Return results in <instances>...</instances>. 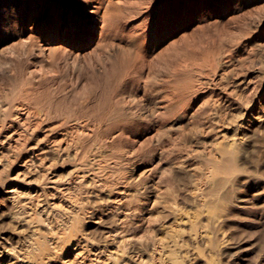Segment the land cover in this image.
<instances>
[{
  "label": "rangeland",
  "instance_id": "rangeland-1",
  "mask_svg": "<svg viewBox=\"0 0 264 264\" xmlns=\"http://www.w3.org/2000/svg\"><path fill=\"white\" fill-rule=\"evenodd\" d=\"M170 258L264 264V0H0V264Z\"/></svg>",
  "mask_w": 264,
  "mask_h": 264
},
{
  "label": "bare ground",
  "instance_id": "bare-ground-1",
  "mask_svg": "<svg viewBox=\"0 0 264 264\" xmlns=\"http://www.w3.org/2000/svg\"><path fill=\"white\" fill-rule=\"evenodd\" d=\"M97 9H98V7H92V9L91 10H89V11H87V10H82L81 12L82 13H84V14H87V15H94V14H96L97 13ZM36 46H37V44H36ZM39 49H40V47H39ZM57 50V49H56ZM55 50V51H56ZM58 52H59V50H58ZM48 53V52H47ZM51 53V52H50ZM51 54H53V53H51ZM56 140L57 139H55V137H53V143L55 144V142H56ZM231 141V140H230ZM233 141H234V139H233ZM232 141V142H233ZM235 142V141H234ZM52 143V146L54 145ZM56 145H58L57 146V148H55V149H58V151H60V150H62L63 152H65V151H67V148H65V147H63L62 148V142L61 141H59V140H57V142H56ZM229 145V144H228ZM231 145V144H230ZM229 145V146H230ZM233 146V145H232ZM49 149H44V148H40V149H38L37 151H38V153H37V155L35 156L36 158L38 157V162H39V166H41V167H43L44 165H45V160H46V157H45V153L48 151ZM60 154H61V152H60ZM34 157V158H35ZM37 166V165H36ZM224 168H225V171H227V175L229 174V173H231V172H233L234 170H235V166H234V164H232V163H229V164H224V165H222ZM236 171V170H235ZM81 173H82V171H81ZM80 173V174H81ZM232 174V173H231ZM43 175H45V174H43ZM84 175V174H83ZM230 176V175H229ZM82 179V178H81ZM47 181L51 184H53V185H56L55 184V180H50V179H48L47 178ZM46 180H45V182H47ZM54 187L55 186H52L51 188L52 189H54ZM58 187V186H57ZM42 192H44V191H42ZM58 192V191H57ZM11 193V192H10ZM44 194V193H43ZM22 203V202H21ZM17 205H19V204H17ZM18 208H20V207H18ZM24 208V207H23ZM63 210H65L62 206H61V208L59 209V211L60 212H63ZM34 211V210H33ZM67 211H69V210H67ZM66 211V212H67ZM26 212V211H25ZM28 212V211H27ZM31 212V211H30ZM46 212V211H45ZM70 214V213H69ZM24 215V214H23ZM27 215V214H26ZM22 216V215H21ZM68 217V216H67ZM29 218V217H28ZM31 218V217H30ZM20 219H21V217H20ZM25 219V218H24ZM26 220V219H25ZM27 221V220H26ZM29 221V220H28ZM31 223V222H30ZM29 225V224H28ZM57 242V241H56ZM56 244V243H55ZM54 244V245H55ZM80 252V251H79ZM78 253H76V255H77ZM80 254V253H79ZM23 259V258H22ZM95 259V258H94ZM65 262V261H64ZM68 262H69V260H68ZM167 264H178V260H174V258H170L169 260H168V263Z\"/></svg>",
  "mask_w": 264,
  "mask_h": 264
}]
</instances>
